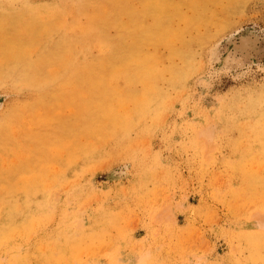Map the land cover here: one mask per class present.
Returning <instances> with one entry per match:
<instances>
[{"label": "rangeland", "instance_id": "rangeland-1", "mask_svg": "<svg viewBox=\"0 0 264 264\" xmlns=\"http://www.w3.org/2000/svg\"><path fill=\"white\" fill-rule=\"evenodd\" d=\"M0 264H264V0H0Z\"/></svg>", "mask_w": 264, "mask_h": 264}]
</instances>
